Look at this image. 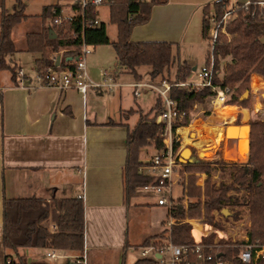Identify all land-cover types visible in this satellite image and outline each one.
Segmentation results:
<instances>
[{"label":"crops","instance_id":"1","mask_svg":"<svg viewBox=\"0 0 264 264\" xmlns=\"http://www.w3.org/2000/svg\"><path fill=\"white\" fill-rule=\"evenodd\" d=\"M212 1L162 0L151 8L146 23L132 29L130 40L170 43L173 63L167 75L168 79L174 78L177 65L183 62L191 68L188 81H194L190 80L194 77L193 72L196 75L198 65L201 67L207 57L208 42L202 37L203 9L206 5H211ZM227 1L242 3L247 0ZM52 5L60 4L54 2L45 4L42 9L44 6ZM27 20L28 18L21 23ZM41 29L42 20L40 30L34 32H40ZM28 33L32 32L24 34V46L16 47L17 51L7 57L11 65L25 73L27 80L24 81V85L18 83L17 77L13 79L7 70L0 71V264H6L4 259L6 254L14 258L16 256L13 252L5 250L2 245L3 199L30 197L42 198L47 202L52 198L81 199L84 215V248L82 253L55 250L59 256L57 261H51L46 257L49 250L46 248H22L16 254L24 256L30 262L45 261L51 264L75 263L82 254L86 257L85 264H135L141 258L140 254L137 256V248L142 247L146 239L165 230L167 232L160 241L167 239L169 229L165 225L169 211L158 206L157 199L150 202L147 199L151 197L150 194L138 189L130 199H125L123 179L127 132L138 120L137 112L130 115L126 113L138 109L145 113L142 101L137 100L141 94L135 97L133 89L128 86L136 79L119 66L112 47L113 53H108V50L104 49L105 46H97L93 47L90 54L92 57L86 60L87 71L94 80L100 79L103 70L111 71L117 84L112 91L91 89L83 99L75 90L61 92L54 88L36 87L33 79L36 74L35 60L40 58V53L27 51ZM12 40L15 44L13 37ZM28 55H31L32 67L26 71L22 63ZM109 55L116 61L115 69L107 64L106 58ZM47 57L50 61L55 58V64L56 66L60 64L59 67H64L70 62V57H65L64 53L59 51L48 52ZM224 64L225 61L222 65ZM138 73L142 81L150 79L148 70L147 78L140 69ZM255 75L258 74L253 76ZM127 88L131 89L132 99ZM154 103L155 101L150 104L151 108ZM204 105L208 106L206 110L210 113L208 120L200 123L192 115L193 119L191 116L186 126H180L175 134L177 150L180 152L189 145L191 155L198 161L224 159L225 149L237 157L236 140L225 139L224 129L228 124L236 125L234 123L239 116L242 121L240 125H245L247 120L243 121V118L248 119L246 109L236 105H212L210 98H207L204 104H195L194 109L202 107L200 110H204ZM229 107L235 109L233 118L231 115L229 118L223 117L221 113ZM195 124L204 126L203 134L191 129ZM221 127L224 129L221 130ZM207 128L210 129L209 138L203 139ZM218 133L221 134V139L216 141ZM199 138L202 139L203 146L195 143ZM214 141L216 148L205 153V157H201L199 151L214 147ZM218 145L223 147L222 154L217 152ZM155 153L152 148H142L139 151V160L143 163L138 169L139 173L155 177L149 167ZM156 197L155 195L154 198ZM172 198L174 199L173 195ZM240 208L247 211V228L250 225V209L246 205ZM240 208L234 206L231 210H239L237 213L241 215ZM152 210L165 218L161 221L164 229L152 236H147V227L137 232L136 219L141 218V221H144V211L150 214ZM194 222H199L198 224L203 226L195 224L202 230L201 236L194 238L195 240H201L211 232L218 234L219 239L226 238L225 234L216 228L215 223L212 225L193 221L192 224ZM44 225L49 231H55L51 221L44 222ZM192 230L194 232V227L191 229V235ZM247 240L245 231L238 241Z\"/></svg>","mask_w":264,"mask_h":264},{"label":"trees","instance_id":"2","mask_svg":"<svg viewBox=\"0 0 264 264\" xmlns=\"http://www.w3.org/2000/svg\"><path fill=\"white\" fill-rule=\"evenodd\" d=\"M256 1V0H251ZM162 0H112L109 4V22L117 29L116 39L111 41L107 35L105 24L99 27H82L80 19L66 25L64 28H54L55 38L48 33V28L42 27L40 32L26 34V49L32 53H40V58L35 60L36 71L41 72L52 64L47 57L48 52H58L60 49L78 48L82 40L93 47L110 45L115 53L116 60L121 68L134 79L141 80L138 73L140 67H148L150 79H166L171 83L185 82L191 73V68L186 63L176 67L173 79H168L169 69L173 63L172 45L166 42H132L130 33L132 29L149 20L151 8ZM53 6H44L41 19L44 22L50 15ZM214 7L221 15L225 6L220 3L206 5L203 9L202 37L207 40L208 21L207 15ZM13 11L7 10L0 2V71L8 70L13 79L16 78L17 67L11 65L7 57L17 51L12 40V29L17 24L25 21L28 16L24 13L25 4L22 0H14ZM263 12L256 5L250 6L249 12L239 10L236 17L225 26L224 34H219L214 46V69L212 75L213 85L227 95L224 105H239L248 107V100L240 99L245 91L249 90L250 77L259 74L264 78V21L260 14ZM85 17H89V8H86ZM253 13V15H251ZM74 33L76 37L72 35ZM65 57L71 52H64ZM207 60V59H206ZM205 60V62H206ZM225 61L223 67L222 63ZM56 66V65H55ZM60 64H58V67ZM220 72L221 76H220ZM255 75L252 80L259 82L264 87L263 78ZM256 91V90H254ZM263 92V91H261ZM215 92L210 88L199 91L186 88L171 87L168 97L176 104V118L173 128L186 126L189 121L190 111L197 103L211 98ZM163 105L162 98L158 96L154 106L146 113L141 110H130L126 114H138L136 124L128 130L126 140V161L124 166V193L125 199H130L136 190L156 182L155 177L143 175L138 172L143 164L139 160V151L151 147L155 152L164 148V126L155 123V117ZM191 123V119H190ZM178 148V142H173V150ZM223 162L224 161H221ZM218 163V162H214ZM235 167L232 174V184H220L218 187L205 181L203 195L205 200L188 203L187 206L180 202L175 203L168 213L172 218H198L211 217L213 210L222 206L247 205L250 208V225L246 229L249 243L264 246V121L252 120L249 135V159L246 163H225ZM183 167H192L196 171L208 173L209 168L202 160L196 163L181 164ZM233 184L237 186L234 187ZM245 191L241 197L228 195L229 190ZM187 195L200 196V190L187 184ZM51 221L55 231L51 232L44 222ZM200 226L197 222H194ZM203 227V226H202ZM192 227L186 223H176L168 229V236L172 243L177 245L193 242ZM220 230V229H218ZM84 215L83 202L78 198H52L50 202L42 198H4L2 203V245L5 250L13 252L16 256L6 254V264H51L45 261H27L24 256L16 254L22 248H46L57 251H77L82 253L84 248ZM167 231L146 239L142 247L153 240L165 236ZM205 243L212 244L213 235L203 237ZM153 241V242H157ZM240 244V243H238ZM242 244V243H241ZM215 253H222L223 258L232 260L238 248L219 242ZM235 264L240 260L233 259ZM75 264V263H62ZM135 264H156L149 258H140ZM209 264H215L214 261ZM256 264H264V258Z\"/></svg>","mask_w":264,"mask_h":264},{"label":"built area","instance_id":"3","mask_svg":"<svg viewBox=\"0 0 264 264\" xmlns=\"http://www.w3.org/2000/svg\"><path fill=\"white\" fill-rule=\"evenodd\" d=\"M66 4L53 6L50 9V15L46 18V27L48 29H60L66 25L80 19L82 27H99L101 22L98 20L100 6H109L112 0H66ZM220 3L225 6L221 15H218L212 6L208 15L207 42L208 51L206 62L196 71V81H185L171 83L166 79H149L147 81L135 80L128 84L133 89V95L138 97L144 89H150L157 93L163 101L161 110L155 117V123L163 125V143L164 148L156 152L150 160V170L155 174L156 182L145 186L143 189L151 190L156 196V204L166 208L170 212L174 201L172 198V187L175 183V176L180 169L179 151L173 150V142L177 129L173 128L176 118V104L168 97L169 89L173 86L186 88L188 90L199 91L204 88H210L215 95L210 98L212 105H222L227 99L224 91L213 85L212 75L214 69V46L219 34H226L225 26L229 21L236 17L239 10L249 12L250 6L256 5L263 12L260 14L261 20L264 21V1L247 0L242 3L229 2L227 0H213L212 4ZM89 8V17H85V9ZM253 15V13L251 14ZM74 37L76 35L72 33ZM92 45L87 44L84 40L80 47L69 48L64 52H71L70 62L64 67L55 66V58L52 64L43 71L37 72L34 76L36 87H49L61 92L66 90H75L83 99L89 90H109L112 91L117 84L113 80V74L109 70H103L100 73V79H92L87 71L86 58L91 54ZM62 51V52H63ZM16 77L20 85H24L27 80L25 73L19 69L16 71ZM177 220L168 216L165 221L167 228L176 224ZM190 244L177 245L172 243L169 236L167 239L150 242L143 246L140 251L141 258H149L156 264H209L214 261L215 264H235L233 259L240 260L241 264H256L264 258V246L255 243H249L248 240L238 242L233 246L238 248V252L233 255L232 260L223 258L222 253H215L212 244L205 243L201 240H195ZM242 243V244H241ZM217 246V245H216ZM46 257L51 261H57L59 256L55 250L49 249ZM86 257L82 254L75 260V264H85Z\"/></svg>","mask_w":264,"mask_h":264},{"label":"rangeland","instance_id":"4","mask_svg":"<svg viewBox=\"0 0 264 264\" xmlns=\"http://www.w3.org/2000/svg\"><path fill=\"white\" fill-rule=\"evenodd\" d=\"M0 2H2V5L4 6V8L7 10V12H12L13 11V4H14V0H0ZM22 2L25 4V11L24 13L28 15V20L25 23H21L20 25H16L13 27L12 29V37L15 40V44L17 48H21L24 46V34L26 32H34V31H38L41 28V20H40V16H38V14L41 13L42 11V6L45 4H50V3H56V4H60V5H65L66 4V0H22ZM1 10V9H0ZM98 20L101 23L105 24V28H106V32L107 35L109 37V39L111 41H114L116 39V27L114 24H111L109 22V6L107 5H103L100 6L99 8V14H98ZM46 28V20L43 22L42 21V27ZM227 38H229L228 35L224 34ZM108 50V53H113V50L111 48L110 45H103ZM65 49H60L59 52H62ZM208 50V48H206V51ZM93 51V49H92ZM64 53V51H63ZM113 55V54H112ZM31 55H28L24 58V61L22 63L23 68H25L26 71L29 70L30 67H32V61L30 59ZM92 57V55H88L86 60H89V58ZM108 59L107 64L109 67H111L112 69H115V65H116V61L113 60V58L110 57V55L106 58ZM201 64V63H199ZM223 67V65L221 66ZM200 68V65H198V69ZM140 71L144 74V77L147 78V70L149 69L146 66L140 67L139 68ZM8 71V70H7ZM10 73V71H8ZM220 72V76H221ZM11 74V73H10ZM193 78H191L190 80H194L196 81L195 78V72H193ZM254 74L251 75L250 77V83H249V90H247V95L245 98L248 100V107H242L239 105H236L240 108L246 109L247 111V115H248V119L247 118H243V121H246V124L244 126L249 127L248 128V142H249V135H250V122L252 120H259V121H264V99H263V94H264V87H262V84L256 81L251 82L252 80V76ZM259 75V74H258ZM261 76V75H260ZM263 78V77H262ZM264 81V78H263ZM256 90V91H254ZM127 91L129 93V97L132 99L131 96V89L127 88ZM263 91V92H261ZM246 92V91H245ZM157 97V93L155 91H152L150 89H144L141 92V95L137 98V100H141L142 101V108L144 110V112H148L151 108L152 102L155 101ZM242 97V96H241ZM241 99V98H240ZM207 99H205L203 102L201 103H197V104H204L205 101ZM259 102L261 104V108L257 109L255 108V103ZM204 110H200L201 108H197L194 109V106L192 108V110L190 111V115L189 118L193 115L195 116V120L203 123L204 121L208 120V115L210 114L206 109H208L207 105L203 106ZM262 109V110H261ZM222 115L223 113L226 114V110H222L221 111ZM138 116V115H137ZM193 116L191 117L193 119ZM241 117L239 116L237 118V121H235L234 124L239 125L242 123ZM189 123V121H188ZM219 124V122H218ZM222 125V122L220 123ZM219 125V126H221ZM224 127H221V130H223ZM193 136V134H192ZM236 134L232 135V133H228L227 140H230L232 138H236ZM203 146L202 144H198ZM187 148L190 149L189 145H186ZM145 148H151V147H145ZM205 151H210V148H204ZM191 151V150H190ZM217 152L218 154H222L223 152V147L221 146H217ZM227 152L230 154L231 157L235 158V156H233V154L231 153L230 150L225 149L224 153ZM190 155V153L186 154V156L183 155V151L181 150L179 152V157L181 160L186 161V159L188 158V156ZM201 157H205L203 155H200ZM179 159V162L181 161ZM225 159V158H224ZM224 159H214L212 161H206V160H202L203 162L206 163L207 167L209 168L208 173L204 172V171H196L194 170V168L192 167H183L181 164H186V163H180V169L178 172V175L175 176L174 180L175 183L173 184L172 187V195L174 196V204L175 203H181L184 206H187L188 203H194L198 200H200L201 203L204 202L205 197L203 195V188H204V184L205 181L208 180L210 184L214 185L215 187H218L220 184H225V185H230L232 184V174L235 172V167L231 166L230 164H225V163H237L234 162V160H224ZM249 159V145H248V158L245 162L243 163H237L239 165H242L244 163H246ZM224 161L223 162H220ZM214 162H218V163H214ZM203 174V176L201 175ZM189 182H193V186L198 188L200 190V196H188L187 195V184ZM234 187H236V184H233ZM144 190L145 193L150 194V198H147L150 202L157 199L154 198L155 195L153 194V192L151 190H146V189H141ZM228 195H231L233 197H238L241 199V197L243 195H245V191H243L242 189L236 191L234 189L229 190L228 191ZM242 203V199L240 200ZM239 208L241 206L244 205H237ZM247 206V205H246ZM234 206H222L220 209L217 210H213L211 212V217L205 218L203 216L198 217V218H184V219H180V218H174L177 220V223H181V222H186L188 223L191 227H194V232L192 230V236L194 238H199L201 236V228L196 227V225L192 224L193 221H201L202 223H207V224H212L215 223L216 228L220 229L226 236V238H222L219 239V235L215 234L214 232L209 233L207 236H205L206 238L209 237L210 235H213V240H212V245L213 248H217V244L219 242H223L226 245H231L233 246L234 244H237L241 238V235L243 234V232L246 231V225L248 222V214L246 210H242L240 208L241 215H238L239 210H231V208ZM249 207V206H248ZM223 209H227L228 210V214L227 215H223L222 210ZM250 209V208H249ZM145 214V220L141 221V218L136 219V223H137V232H141L143 229H145L147 227V236H152L155 235L159 232H161L164 229V226L161 225V221L165 220L164 217H162L160 214H156L154 212V210H152V212L150 214H148L146 211H144ZM169 216V215H168ZM230 218V219H229ZM199 223V222H197ZM200 227H202V224H200ZM205 230H207V227H205ZM221 237L222 234L220 233ZM141 240V238L139 240H137V244L139 243V241ZM202 240L204 241V238H202ZM153 241H157V240H153ZM152 241V242H153ZM217 245V246H216ZM235 247V246H234ZM143 248L140 246L137 248V256H139L140 251Z\"/></svg>","mask_w":264,"mask_h":264},{"label":"bare ground","instance_id":"5","mask_svg":"<svg viewBox=\"0 0 264 264\" xmlns=\"http://www.w3.org/2000/svg\"><path fill=\"white\" fill-rule=\"evenodd\" d=\"M263 99H264V94H263ZM254 106H255L256 110L261 108V104L259 102L255 103ZM225 110H226V114L223 113V117H228L230 115L232 116V118L234 117V112H235L234 108H230L229 107V108H226ZM226 126H228V132H227L226 135H225V132H224V137L225 138H227L228 133H232V135H235V134L237 135L236 136V138H237V141H236V143H237V152L236 153L238 155H237V157L233 158V157L230 156L229 153L225 152L223 157L226 160H234L236 162L243 163L248 158V145H249V142H248V128L249 127H247L248 125L247 126H244V125L236 126V125H231V124H228ZM203 127L204 126L201 127V126L195 124L194 126L191 127V129L197 131L198 133H202L203 134L204 133L203 132ZM209 131H210V129H208V128L205 129V136H203V139L209 138V134H208ZM224 131H225V129H224ZM185 132H186V130H185ZM182 134H184V133H182ZM220 139H221V134L218 133L216 135V141H218ZM189 142H191V141H189ZM195 143L197 145L198 144H202V139L199 138L198 142H195ZM203 143H205V142L203 141ZM213 148H216V142L215 141H214V147L212 146L211 149H213ZM190 152H191L190 149H186V150L183 151V155L186 156V154H188ZM207 152L208 151H205L204 149L199 151L200 155H203V156ZM223 214L227 215L228 211L226 209H223Z\"/></svg>","mask_w":264,"mask_h":264},{"label":"water","instance_id":"6","mask_svg":"<svg viewBox=\"0 0 264 264\" xmlns=\"http://www.w3.org/2000/svg\"><path fill=\"white\" fill-rule=\"evenodd\" d=\"M48 33L51 35L52 38H55L56 35H55L53 29H48ZM246 95H247V91L244 92V94L242 95L241 99L245 98ZM224 132H225V135H226L227 132H228V126L225 127V131ZM231 140H236L237 141V138H232ZM186 149H189V148L185 147V148L182 149V151H184ZM179 159H180V157H179ZM196 162H198V159L193 157L191 155V152H190V155L188 156V158L186 159V161H184V160L180 161V163H196Z\"/></svg>","mask_w":264,"mask_h":264}]
</instances>
